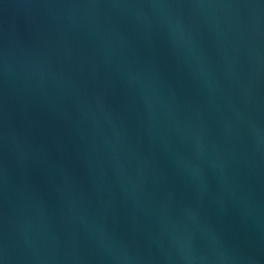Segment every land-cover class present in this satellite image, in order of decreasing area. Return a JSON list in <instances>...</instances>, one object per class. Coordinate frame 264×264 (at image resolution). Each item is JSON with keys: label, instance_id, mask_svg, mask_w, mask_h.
I'll use <instances>...</instances> for the list:
<instances>
[{"label": "water", "instance_id": "95a60500", "mask_svg": "<svg viewBox=\"0 0 264 264\" xmlns=\"http://www.w3.org/2000/svg\"><path fill=\"white\" fill-rule=\"evenodd\" d=\"M0 264H264V0H0Z\"/></svg>", "mask_w": 264, "mask_h": 264}]
</instances>
